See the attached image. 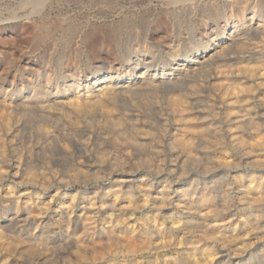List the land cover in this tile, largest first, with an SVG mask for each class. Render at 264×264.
<instances>
[{"label":"bare ground","instance_id":"obj_1","mask_svg":"<svg viewBox=\"0 0 264 264\" xmlns=\"http://www.w3.org/2000/svg\"><path fill=\"white\" fill-rule=\"evenodd\" d=\"M131 1L139 6L140 0ZM161 1L174 39L188 37L190 54L170 67L154 68L149 17L136 8L123 14L120 25L104 29L114 49L126 48L115 57L121 63L115 71L103 73L96 66L83 85L76 75L71 83L54 82L46 68H38L29 70L30 83L22 85V71L13 65V79L0 82V153L4 158L5 144L21 149L23 115L54 120L53 127L41 125L47 136L67 125L84 129L83 119L97 109L114 126L125 120L140 127L154 108L133 99L160 92L168 94L175 122L170 178L164 179L160 169L155 180L147 176L140 184L112 175L106 197L78 199L57 189L44 202L31 200L35 172L26 175L22 156L8 167L2 164L0 264H24L23 258L35 261L40 255L49 264H264V0ZM223 1L227 7H221ZM48 37L44 27L33 45ZM248 44L235 64L227 61L233 46ZM213 64L216 70L204 75ZM128 99L131 108L125 107ZM217 114L223 115L220 125ZM43 147L37 141L26 149ZM203 152L213 156L212 166L202 161ZM186 161L192 168L184 166ZM53 204L55 220L49 210Z\"/></svg>","mask_w":264,"mask_h":264},{"label":"rangeland","instance_id":"obj_2","mask_svg":"<svg viewBox=\"0 0 264 264\" xmlns=\"http://www.w3.org/2000/svg\"><path fill=\"white\" fill-rule=\"evenodd\" d=\"M164 4L161 0H140L137 7L133 6L131 0H0V82L13 79L15 73L12 70L13 65H19L22 71L21 74L24 76L22 85L30 83L28 80H31L30 77L33 75L30 72L32 73L33 69H35L34 72H37L38 68L39 70L46 68L45 71H49L54 82L61 83L65 79L71 83L70 81L76 75L74 80L83 85L91 78L92 71L96 66L101 68L103 73L112 70L113 67V71L117 70L121 67V63L115 57L120 56V53L126 48L114 49L111 41L106 38L104 29L110 25H120V20L124 17L123 14L137 9L138 12L146 13L145 16L149 17L148 40L152 42L150 50L153 53L151 52L150 55L153 54L154 57V59L151 58L153 67L160 69L167 64L170 67L175 59H182L185 55L190 54L191 50H189L188 37L183 35L184 37L181 39L185 41L181 40V42L174 39L176 38L174 27L167 20L166 15L170 14L165 15L166 4ZM220 4L221 7L228 6V2L225 1ZM262 10L264 11V7ZM44 27L48 30L49 37L45 43L35 47L33 40H36L37 34ZM200 27L202 30L204 26L200 25ZM244 47L233 46L231 48L233 52L229 50L228 53L231 52V54H227V61L230 60L229 63H231L232 60V63L235 64V58H238L239 53H244L249 44ZM113 50L116 52L114 53ZM215 70L214 64L209 65L206 67L204 75ZM18 85L21 86L20 83ZM167 96L168 94L155 92L145 96L146 99L144 97L133 99L139 101L142 106L154 108L152 109L154 113L151 114L153 118L150 116V120L145 119L140 125L141 128L135 127L132 123L130 124V121L125 120L120 127L114 126L107 115L97 109L91 112L89 120L83 119L82 127L84 129H77L76 125H67L65 128L67 132L60 130L61 133L58 130L54 135L52 134L53 136L51 134L47 136L45 132L42 133L41 125L53 127L54 120L40 119L35 115H23L21 120L25 130H21L23 132L22 134L20 132L19 135L21 147L19 143L17 144L19 145L18 149L19 147L21 149L16 152L11 146L5 144V157L3 158L0 153V166L3 164L2 166L8 167L7 162L22 156L27 163V165L23 164L26 175L29 176L30 169L35 172L32 183L29 182V190L33 191L31 200L36 201L38 198L44 202H48L57 189L61 191V194L76 193L78 199L86 196L97 199L106 197L107 190L112 183V179H110L112 175L122 174L131 181V184H138V182L140 184L141 178L147 176H150L147 177L148 179L155 180L156 170L160 169L158 172H164L166 174L164 179H168L170 178L171 165H173L171 158L174 154H171L173 152L170 138L175 122L169 109ZM139 98L140 100H138ZM125 101V107L127 105L131 108V101L129 99ZM119 105L123 110V103ZM217 115H215V120L218 118L216 123L220 125L223 115ZM37 141H42L43 150L30 152L26 149L27 146ZM204 153L201 155L202 161L209 162L208 165L212 166L213 156H210V153ZM182 154L186 157L184 152ZM184 156L183 158H185ZM187 162L189 161H186L184 166L187 169L192 168V163ZM27 166L30 167L27 168ZM193 166L200 168L199 165V167L195 164ZM169 168L170 170H168ZM34 192H38L39 195ZM219 201H221L220 198ZM55 209L54 204L50 205L49 210L53 215L51 217L53 220L56 219ZM3 214L4 212L1 211V218ZM62 251L70 254L65 247ZM59 253L64 255L62 252ZM22 262L24 264H49L44 255L36 257L35 261L23 258ZM59 262V264H66L63 260H59Z\"/></svg>","mask_w":264,"mask_h":264}]
</instances>
